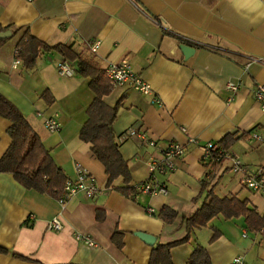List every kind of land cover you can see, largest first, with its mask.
<instances>
[{"label": "crops", "instance_id": "0c3cea01", "mask_svg": "<svg viewBox=\"0 0 264 264\" xmlns=\"http://www.w3.org/2000/svg\"><path fill=\"white\" fill-rule=\"evenodd\" d=\"M6 29L11 34L0 38V93L26 117L66 178L75 177L79 166L94 176L100 191L93 198L77 193L60 202L0 172V245L9 250L0 252V264H147L152 244L135 232L160 243L181 237L183 218L204 201L202 180L213 185L217 197L245 199L264 220L262 191L242 187L228 157L202 161L200 147L188 140H212L250 169L264 166V112L253 94L264 82V0H0V31ZM25 32L48 45H69L102 70L126 58L150 86L152 94L109 86L102 95L106 105L118 104L111 128L129 170L131 194L117 190L124 185L120 176L106 185L102 163L79 138L94 94L76 60L39 50L32 68L21 59L12 65L13 49ZM91 40H98L94 51ZM180 44L192 53L184 56ZM62 60L73 67L71 74L58 73ZM229 81L238 83L235 91L226 87ZM48 116L60 121V129L45 128ZM9 124L0 116V156L10 143ZM128 128L145 130L159 145L173 140L185 147L175 169L157 175L166 182L165 194L135 190L148 177L149 149L127 137ZM227 134L231 138L223 145ZM165 205L176 211L171 223L157 215ZM54 216L62 227L46 228ZM115 230L121 232L120 246L111 237ZM74 232L93 244L76 239ZM196 243L212 264H230L236 254L247 264H264V232L249 230L242 215L218 214L193 228L188 241L170 248L172 264H187Z\"/></svg>", "mask_w": 264, "mask_h": 264}, {"label": "trees", "instance_id": "16d2710c", "mask_svg": "<svg viewBox=\"0 0 264 264\" xmlns=\"http://www.w3.org/2000/svg\"><path fill=\"white\" fill-rule=\"evenodd\" d=\"M15 48L18 50L15 57L21 59L26 68L35 65L39 50H54L65 59L76 60L77 72L89 77V88L94 94L86 109L87 118L79 129V138L91 144V150L102 163L107 175L106 185H111L113 179L120 176L124 185L117 187V190L125 195L131 194L133 189L127 185L130 180L129 170L118 150L111 128L118 104L108 106L102 101V95L110 91L104 69L102 70L94 60L75 54L69 45H48L27 32L20 37ZM0 116L10 121L7 127L10 143L0 156V172L10 173L16 182L27 189L57 199L64 195L63 185L67 178L63 169L54 162L49 150L44 147L40 136L26 117L1 93ZM230 138L231 134L225 135L221 139L222 144L225 145ZM203 191L206 192L204 201L182 220L184 234L168 242H154L150 248L147 264H172L170 248L188 241L193 228L205 225L210 218L218 214L224 218L242 215L249 230L264 232L263 216L259 215L254 207H249L245 199L240 200L235 196L217 197L213 193V185L202 180L201 192ZM157 215L162 221L171 223L176 217V211L165 205ZM217 233L214 231L210 239L212 240ZM120 234L121 232L115 230L111 236L118 246L121 244ZM0 252L7 253L9 250L0 245ZM12 254L20 256L14 252ZM187 264L212 263L206 249L196 243L187 259Z\"/></svg>", "mask_w": 264, "mask_h": 264}, {"label": "built area", "instance_id": "2783aa9c", "mask_svg": "<svg viewBox=\"0 0 264 264\" xmlns=\"http://www.w3.org/2000/svg\"><path fill=\"white\" fill-rule=\"evenodd\" d=\"M32 1V0H25ZM98 46V40L89 41V48L94 51ZM17 49H13V61L12 65L16 66L20 63V59L15 57ZM58 73L61 75H69L73 72V67L66 60H62L57 65ZM104 74L108 80L110 88L127 86L135 91L152 94L150 86L145 82L141 76L135 72L126 58L119 59L114 62H109L104 67ZM226 87L235 91L238 88L237 82L229 81ZM253 94L256 100L259 102L260 110L264 112V82L258 83L253 89ZM153 100L158 102L156 96ZM45 128L49 131H56L60 129L61 123L55 116H48L43 120ZM126 136L136 137L142 142L148 152L144 158V163L148 171V177L134 185L135 190L148 193L150 195L165 194L166 182L159 180L157 175H165L175 169L176 160L180 159L185 151V147L177 141H167L163 145H159L157 140L149 138L147 132L143 129L128 128ZM257 134H253V137H257ZM190 142L196 143L201 149L202 161H217L223 157H228L231 160L229 165L230 171L233 174H238L239 184L252 191H262L264 196V166L258 165L253 169L244 165L239 156L232 152L229 148H225L212 140H206L202 143H198L194 138L189 137ZM100 191V187L97 185L94 176L86 173L82 168L77 166L76 175L72 178H67L63 185V193L58 200L63 202L65 198L77 193H81L87 198H93ZM148 212H151V208H147ZM62 227V221L59 217L54 216L46 222V228L48 229H60ZM76 239L83 240L86 244L92 245L93 242L85 235H81L78 232H74ZM230 264H247L244 257L240 254H236L231 258Z\"/></svg>", "mask_w": 264, "mask_h": 264}, {"label": "water", "instance_id": "95a60500", "mask_svg": "<svg viewBox=\"0 0 264 264\" xmlns=\"http://www.w3.org/2000/svg\"><path fill=\"white\" fill-rule=\"evenodd\" d=\"M10 34H11V32L7 29L1 30L0 31V38H5V37L9 36ZM180 48H181L184 56L190 55L193 51L192 47L185 45V44H180ZM135 233L139 238H141L144 242H146L148 244H153V242L155 240V237L153 235L147 234L145 232L138 231Z\"/></svg>", "mask_w": 264, "mask_h": 264}]
</instances>
